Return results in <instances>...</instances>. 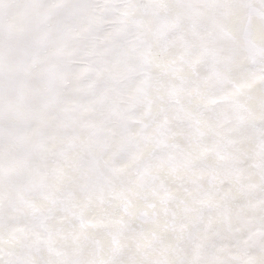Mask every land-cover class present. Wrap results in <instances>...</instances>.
Masks as SVG:
<instances>
[{"label": "snow or ice", "instance_id": "obj_1", "mask_svg": "<svg viewBox=\"0 0 264 264\" xmlns=\"http://www.w3.org/2000/svg\"><path fill=\"white\" fill-rule=\"evenodd\" d=\"M0 264H264V0H0Z\"/></svg>", "mask_w": 264, "mask_h": 264}]
</instances>
